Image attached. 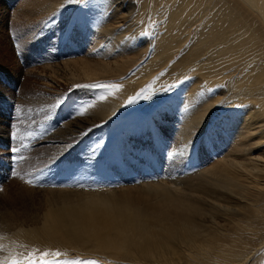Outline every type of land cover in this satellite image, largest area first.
<instances>
[{
  "label": "rangeland",
  "instance_id": "rangeland-1",
  "mask_svg": "<svg viewBox=\"0 0 264 264\" xmlns=\"http://www.w3.org/2000/svg\"><path fill=\"white\" fill-rule=\"evenodd\" d=\"M141 1H134L125 22L117 13L125 15L127 10L116 11L115 0H104L105 4L103 0H0V260L10 253L26 255L35 249L36 255L57 254L45 256L47 264H176L167 263L168 254L156 260L142 259L135 253L114 255V259L107 253L92 251L90 245L81 250L61 240L48 241L39 230L45 211L65 200L66 192L110 190L121 196L129 192L135 207L147 214H165L162 223L169 216L175 229L187 220L198 225L192 231L212 226L219 229L220 235L228 233L221 229L220 222L217 227V215L231 224L236 217L223 214L221 207H237L243 215L236 221L245 217L244 224L249 221L254 229L251 235H242L252 241L246 247L250 254L240 264H264V181H260L262 190L258 203L255 201L261 208L260 218L237 201L214 195L210 197L217 206L205 208V198L193 193L185 198L196 204L195 214L190 209L176 213L174 207L159 211L152 197L142 196L147 191L136 190L141 184L169 186L167 182L175 179L176 188L172 189L183 197L203 172L213 174L224 167L225 156L237 143L236 133L243 125V112L231 111L230 119L222 111L228 101L222 99L204 125L188 123V114L196 107L191 102L189 79L195 73L188 76L192 70L187 66L180 70L170 65L184 61L195 27L185 47L105 120L98 106L118 100L128 81L139 75L156 53L155 39L165 0H150L145 10L140 9ZM215 2L218 7L220 0ZM117 16L120 19L114 23ZM124 23L119 32L105 34L112 25ZM247 25L253 35L247 53L242 54H264L263 28L260 24ZM113 83L122 86L84 87ZM244 92L242 89L239 95ZM102 95L105 101L100 100ZM218 96L212 92L206 100ZM81 107L85 114L76 115ZM226 120L232 122L227 125ZM240 154L239 161L247 157ZM250 155L264 162V142ZM164 169L174 177L166 178ZM205 183L209 181L204 178ZM32 225L37 228L26 235H36L37 239L3 241L17 227ZM126 251L131 250L126 248L122 253ZM204 257L199 255L198 259ZM175 258L179 263L185 258L199 261L184 250H176Z\"/></svg>",
  "mask_w": 264,
  "mask_h": 264
},
{
  "label": "bare ground",
  "instance_id": "bare-ground-1",
  "mask_svg": "<svg viewBox=\"0 0 264 264\" xmlns=\"http://www.w3.org/2000/svg\"><path fill=\"white\" fill-rule=\"evenodd\" d=\"M128 1L130 2L126 4L125 0L114 2L116 11L127 10L125 15L117 13L121 15V19L123 17L126 20L125 22L131 16L136 0ZM149 2L150 0H142L140 9L145 10ZM103 3L105 4L104 0ZM123 4L126 5L125 8L122 7ZM118 19L120 18L117 16L113 22L118 23ZM246 23L251 26L260 24L264 30V0H220L218 7L215 0H165L162 17L158 22V27L163 32L159 30L158 37L155 39L156 53L151 56L147 64L142 66L139 75L128 81L127 86L125 84L126 87L118 100L98 106L104 118L110 117L127 97L144 86L162 66L167 65L168 60L171 61L172 56L180 48L185 47L189 32L195 27L193 39L189 41L188 46L186 45L184 61L181 58L182 61L173 62L170 65L180 70L187 66L189 70H192L188 76L195 73L189 77L192 79V89L190 88L192 99H189L196 107L190 110L189 119L186 117L188 123L204 125L210 111L222 99L228 101V106L222 111L225 114L228 113L230 119H232L231 111L243 112L241 116L243 125L238 130L240 133H236L237 143L225 156L224 167L213 174L206 175L203 172L196 178L197 183H193V189L186 188L187 191L183 192V197L177 196L173 190L177 184L175 179L167 182L169 186L163 183L139 185L140 187L136 190L147 191L146 194L142 193V196L154 199L157 205L155 210L164 209L165 211L174 207L176 213L190 209L195 214L196 204L185 198L193 193L205 198L203 203L205 208L217 206V201L210 197L214 195L235 200L242 207L254 212L256 217L261 216L258 214L261 208L257 204V196L262 190L260 181H264V162L251 157L250 153L264 142V54H242L247 53L253 35ZM122 26H126V23L112 25L113 28L106 29L105 34L111 36V30L116 33ZM115 37L116 35L113 38ZM104 38L107 40L105 36ZM107 47L109 48V45ZM110 48L115 50L111 44ZM106 54H103L102 58H105ZM181 76L183 77V74ZM119 86H122V83ZM225 87H229V90ZM242 89L245 91L242 94L244 97L239 95ZM212 92L219 95L217 99L206 100ZM231 122L226 123L228 125ZM240 153H245L247 157L239 161L237 156H241ZM167 169H164L163 174L171 179L173 175ZM204 178L209 183L203 185ZM122 194L121 196L116 191L110 190L66 192L65 200L45 211L39 230L48 241L61 240L63 244L69 243L81 250L90 245L92 251L107 253L114 259V255L128 256L135 253L143 257L142 259L156 260L168 254L169 262H166L178 264L180 261L175 258L176 250H184L199 261L192 262L193 260L185 258V262L179 264H240L243 261L241 259L245 260L250 254L246 251V247L252 239L246 236L245 240L242 235H251L254 229L251 222L247 221L244 224L245 217L236 221L237 217L243 215L237 207H221L223 214L228 213L236 219L229 224L222 215H217V227L220 228V222L221 229H227L226 232H228L220 235L219 229L216 230L212 226L192 231L198 225L187 220L179 222L175 229L169 222V216L162 223L165 214L159 212L147 214L145 210L135 207L128 196L129 192H122ZM255 201H257L256 204ZM248 214L250 212L246 216ZM148 219L151 220L146 224ZM181 227L183 229L178 230ZM36 228L37 226L34 225L32 228L17 227L10 235H5L3 241L10 242L11 239L27 237L37 239L36 235H26L27 232L34 231ZM198 239L201 240L200 245H197ZM126 248L131 251L123 254L122 251ZM199 255L206 256L207 259L206 257L201 258L204 261L198 259Z\"/></svg>",
  "mask_w": 264,
  "mask_h": 264
},
{
  "label": "clouds",
  "instance_id": "clouds-1",
  "mask_svg": "<svg viewBox=\"0 0 264 264\" xmlns=\"http://www.w3.org/2000/svg\"><path fill=\"white\" fill-rule=\"evenodd\" d=\"M35 253V249L26 255L23 253H10L0 260V264H47V261L44 259L45 256L53 255L47 252L41 255H36Z\"/></svg>",
  "mask_w": 264,
  "mask_h": 264
},
{
  "label": "snow or ice",
  "instance_id": "snow-or-ice-1",
  "mask_svg": "<svg viewBox=\"0 0 264 264\" xmlns=\"http://www.w3.org/2000/svg\"><path fill=\"white\" fill-rule=\"evenodd\" d=\"M84 87H92V88H100V87H105V88H112V89H118L119 85L117 84H105V85H101V84H92V85H84ZM103 95L100 97V99H103ZM81 114H85V109L84 107H81L77 112L76 115H81ZM53 255H57L56 253H53Z\"/></svg>",
  "mask_w": 264,
  "mask_h": 264
}]
</instances>
